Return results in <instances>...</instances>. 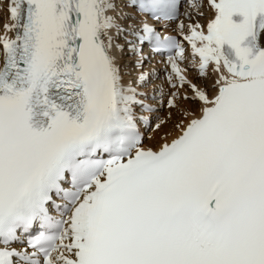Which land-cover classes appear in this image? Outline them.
Instances as JSON below:
<instances>
[{"label":"snow or ice","instance_id":"1","mask_svg":"<svg viewBox=\"0 0 264 264\" xmlns=\"http://www.w3.org/2000/svg\"><path fill=\"white\" fill-rule=\"evenodd\" d=\"M0 264H264V0H0Z\"/></svg>","mask_w":264,"mask_h":264},{"label":"bare ground","instance_id":"2","mask_svg":"<svg viewBox=\"0 0 264 264\" xmlns=\"http://www.w3.org/2000/svg\"><path fill=\"white\" fill-rule=\"evenodd\" d=\"M157 67H160V65H157Z\"/></svg>","mask_w":264,"mask_h":264}]
</instances>
